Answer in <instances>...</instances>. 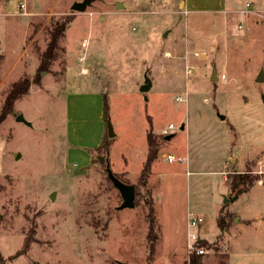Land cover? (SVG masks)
I'll return each instance as SVG.
<instances>
[{
	"label": "rangeland",
	"instance_id": "1",
	"mask_svg": "<svg viewBox=\"0 0 264 264\" xmlns=\"http://www.w3.org/2000/svg\"><path fill=\"white\" fill-rule=\"evenodd\" d=\"M19 1L0 0V111L32 80L0 123L4 264H190L189 230L207 242L203 264H264V0L231 12L200 0H95L83 12L72 9L82 0H26L27 14ZM64 16L72 21L37 82L52 23ZM149 118L160 149L144 186ZM109 123L110 150H97ZM108 165L136 185L135 206L120 208ZM248 169L258 179L234 197L228 176ZM148 191L159 223L152 259ZM191 210L201 225H188Z\"/></svg>",
	"mask_w": 264,
	"mask_h": 264
},
{
	"label": "trees",
	"instance_id": "2",
	"mask_svg": "<svg viewBox=\"0 0 264 264\" xmlns=\"http://www.w3.org/2000/svg\"><path fill=\"white\" fill-rule=\"evenodd\" d=\"M71 16H64L61 20L53 21L52 30L50 32L51 39L48 43L47 49L45 50L43 54V60L40 64V67L37 71V74L35 75L34 79L35 81L39 82L41 78V73L43 71H48L49 68V62L54 59L56 48L58 47V41L60 37L64 34L67 25L72 21ZM32 80L28 77L24 78L21 82L17 83L8 93L4 105L0 111V123H2L7 115L12 111L14 102L17 98H19L24 93H27L30 86H31ZM105 95V101H104V119L107 121V113L109 110V105L106 99ZM149 129L147 131V143H148V151L146 160L143 164L142 171L140 173L139 182L141 185L147 186L150 171L152 168L153 162L158 158L159 155V142L153 132V124L151 122V118H149ZM109 136V135H108ZM113 141V138L110 136L103 139L102 143L96 148L97 150L104 148L105 150H110L111 143ZM95 149V150H96ZM228 185L230 187V192L234 195V197H238L241 193L247 191L250 189L251 186L254 185V182L258 179L257 175H253L250 169H248L245 172H232L228 176ZM137 187L135 185V191ZM149 199H148V210H147V220H148V233H147V239H148V259H152L155 253L156 249V243L159 239V223L157 221L156 217V210H155V204L154 199L151 195V191H148ZM218 224L221 229H226L228 226V221L226 218V215L220 214L218 216ZM195 247L199 248L200 246H204L206 242L205 239L197 240ZM204 243V244H202ZM199 244V245H198ZM29 248L28 241L26 240L23 247L16 252L18 257L19 255L24 254ZM196 253L197 250L195 249ZM193 253L190 255L189 263L190 264H203L202 261V254L199 253ZM5 263V258L2 255L0 251V264Z\"/></svg>",
	"mask_w": 264,
	"mask_h": 264
},
{
	"label": "water",
	"instance_id": "3",
	"mask_svg": "<svg viewBox=\"0 0 264 264\" xmlns=\"http://www.w3.org/2000/svg\"><path fill=\"white\" fill-rule=\"evenodd\" d=\"M93 1L95 0H82V1H76L72 5V9L75 11L83 12L86 10L87 6H89ZM217 69L214 68L213 73H212V80L215 81L217 80ZM264 77L263 71L261 70L260 76L258 77V80H262ZM151 81L149 79L146 80V83L143 85L142 90L146 91L150 88L151 86ZM17 120L22 121L26 124H30V122L23 116V114H19L17 116ZM184 128V126H182ZM108 130H109V136L113 137L114 132L111 123L108 125ZM172 135H167L166 138L170 139ZM101 161H103V157H101ZM110 165V164H109ZM108 165L107 171H108V176L114 183V185L120 190L122 196H123V203L120 205V208H125V207H133L135 206V197H136V191H135V185L133 184H128L124 181H122L119 177H117L110 166ZM227 201V197H226ZM120 264H125L121 262Z\"/></svg>",
	"mask_w": 264,
	"mask_h": 264
},
{
	"label": "built area",
	"instance_id": "4",
	"mask_svg": "<svg viewBox=\"0 0 264 264\" xmlns=\"http://www.w3.org/2000/svg\"><path fill=\"white\" fill-rule=\"evenodd\" d=\"M247 5H249V4H247ZM18 6H19V8H20V10H21V12L23 14H27V2H26V0L19 1ZM82 45L86 47L87 43L86 42H83ZM82 58H84V57H82ZM177 100L182 101V100H185V99H183L181 96H178L177 97ZM169 128H174V125L172 123H170L169 124ZM164 133H169V131L167 129H164ZM164 158L168 162L183 161V157L176 156V155H174L172 153L164 154ZM203 220H204V217L202 215L197 214V213H194V212H191L189 214V218H188V225L190 227L191 226H199V225H201V223L203 222ZM190 238L194 239V241L191 242V243H189V248H194V243L197 240H200L201 239L200 237H198L196 235L195 232L189 230V232H188V239H190ZM196 250L200 254L204 253V251H205L204 248H202V247L196 248Z\"/></svg>",
	"mask_w": 264,
	"mask_h": 264
},
{
	"label": "crops",
	"instance_id": "5",
	"mask_svg": "<svg viewBox=\"0 0 264 264\" xmlns=\"http://www.w3.org/2000/svg\"><path fill=\"white\" fill-rule=\"evenodd\" d=\"M203 2V5L208 8V9H211L212 11H218V12H231V11H235L237 9H235V5L240 1V0H200ZM248 2V1H247ZM184 3H185V6H186V3H188V5H191L194 3V0H184V2L182 3L181 6H184ZM248 4V3H247ZM146 154H147V151H146ZM111 158V156H110ZM91 159V158H90ZM163 159L165 161H167L164 156H163ZM112 161V160H111ZM186 161H187V166L188 165H191L192 164V159H190V157H186ZM155 163V161L153 162V164ZM153 164H152V169H151V173H150V176L152 174V170H153ZM119 172V171H117ZM193 171H190L188 170L187 173H191ZM118 174L120 175H126L127 177L130 176V173L125 171V173L123 172H119ZM149 176V177H150ZM191 212H194V213H197V214H200L202 215V213H199V212H196V211H188V214H187V217L189 218V214ZM203 216V215H202Z\"/></svg>",
	"mask_w": 264,
	"mask_h": 264
}]
</instances>
